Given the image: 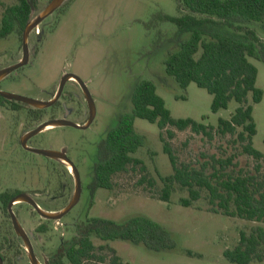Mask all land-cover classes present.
I'll use <instances>...</instances> for the list:
<instances>
[{"label": "rangeland", "instance_id": "1", "mask_svg": "<svg viewBox=\"0 0 264 264\" xmlns=\"http://www.w3.org/2000/svg\"><path fill=\"white\" fill-rule=\"evenodd\" d=\"M39 1L43 7L49 0ZM15 2L17 0H0L3 4ZM162 14L177 15V0H68L41 22L40 35H29L31 50L35 52L32 54H37L35 59L1 83L3 91L44 98L42 92L49 89L65 65L92 82L97 111L91 126L86 130L61 127L40 135L46 140L50 136L67 139L73 159L81 162L78 166L83 190L77 204L61 218L62 226L58 229L51 226L46 234L40 235L44 249L38 246L39 251L50 254L61 241L71 238L74 226L87 217L120 223L142 216L162 226L173 246L153 250L143 243L121 239L108 241L125 264H230L223 251L235 246L240 230H249L254 225L250 221L209 212L202 199L192 206H182L179 197L186 193L179 190L171 194L169 201L150 197L148 189L157 193L161 188L155 171L168 175L172 169L162 150L156 123L141 118L134 119V126L143 135L144 142L134 156L142 164L129 165L125 171L116 173L112 177V189H93V184L88 187L92 171L89 164H85L90 162L89 159L82 161V155L93 156L95 145H99L98 141L117 123L118 116L130 111L131 91L139 80L154 81L157 93L174 118H192L216 125L219 117L227 118L236 106L231 101L227 109L212 113V96L204 88L192 82L184 90L166 75L163 59L167 50L173 48L168 36L175 31V26L163 20ZM0 54L13 57L21 54L18 33L12 32L0 39ZM250 61L257 68L256 85L263 91L261 101L253 107L256 134L252 143L255 149L264 153V61L254 58ZM13 115L0 109V191L13 187L37 188L45 196L64 195L67 192L63 186H71L65 174L50 168L39 169L33 164L44 163V156L21 152L11 146L8 125ZM169 129L175 133L169 142L178 161L192 162L201 160L202 154H229L232 151L226 144L229 136L222 139L215 136L210 140L189 129ZM11 159L23 165H5ZM237 163L238 167L248 171H252L254 164L246 155H240ZM261 165L264 169V163ZM141 177L152 180L154 185L140 183ZM19 208L18 219L28 230L33 231L38 223H46L27 213V205H18L15 209ZM0 221L15 246V251L9 253V260L18 255L25 261L19 242L13 238L10 221L2 215ZM96 243L100 241L96 240ZM250 264H264V260Z\"/></svg>", "mask_w": 264, "mask_h": 264}, {"label": "trees", "instance_id": "2", "mask_svg": "<svg viewBox=\"0 0 264 264\" xmlns=\"http://www.w3.org/2000/svg\"><path fill=\"white\" fill-rule=\"evenodd\" d=\"M30 3L31 0H17L13 6L3 7L0 37L12 31L21 35ZM177 11L175 16L161 15L175 26L168 36L173 48L167 50L163 59L166 75L184 90L192 82L204 88L212 96V113L227 109L231 101L236 106L227 118L219 117L216 125L174 118L157 93L154 81L139 80L131 91L130 111L121 113L99 142L93 189H112L116 173L129 165L142 164L134 153L143 145L144 137L136 131L134 119L156 123L172 171L168 175L155 171L161 188L157 193L148 189L150 197L169 201L171 194L179 190L186 193L179 197L182 206H192L202 199L209 212L254 223L249 230H240L237 243L226 248L223 256L230 264L262 261L264 153L253 147L256 125L252 112L263 91L256 85L257 68L250 58L264 61V0H177ZM169 127L189 129L210 140L229 136L226 144L232 151L202 154L201 160L192 162L178 161L169 142L175 133ZM240 155L253 160L252 171L238 167ZM140 168L143 170L144 165ZM139 181L154 185L145 177ZM115 239L143 243L153 250L173 246L168 242L167 231L145 217L135 216L120 223L87 217L76 226L71 239L58 246L51 264H125L108 243ZM8 242V237L0 234V249Z\"/></svg>", "mask_w": 264, "mask_h": 264}, {"label": "flooded vegetation", "instance_id": "3", "mask_svg": "<svg viewBox=\"0 0 264 264\" xmlns=\"http://www.w3.org/2000/svg\"><path fill=\"white\" fill-rule=\"evenodd\" d=\"M49 1L43 7H41L39 0H31V5L33 9L31 10V6H30L28 17L31 12H32V16H36L37 14H39L46 7ZM67 3H68V0H66L65 3L61 5L59 8H61ZM14 4L15 3H10V4L0 3V6H1L0 19L2 16L3 7L13 6ZM43 20H41L38 23V25L30 31L29 35L33 34L34 36H36V35L41 34V30H39V26ZM12 32L16 33L15 31H12ZM10 33H8L7 35L3 37H0V39L7 37ZM29 35H28V47H29V50L32 51L31 44L29 42ZM20 49H21V54L15 57L10 56L8 54H0V91L5 90L3 87H1V83H3L10 76H12L14 72H17L22 67L28 65L33 59H35L37 55V54H29V58L26 64L18 66L12 70L11 68H13L15 64L19 63L23 58L21 35H20ZM33 53L35 52L33 51ZM70 74L76 75L80 79V82L76 80L75 78L70 77L71 76ZM63 76H67V79L64 81L59 91L58 88H59L60 80ZM11 81L13 80L11 79ZM91 87H92V82L89 78L79 75L73 69H71L69 65L68 66L65 65L61 68L60 72L56 76L55 80L52 82L49 89L44 90L42 92V95H44V98H39V97L34 98V99H37L43 102H51L50 105L48 106L34 107L26 103H23L21 101H16L14 99H6L0 95V109L3 112L14 114L11 118H9L11 119V121H9L10 124L8 125V134L11 140V146L14 149L21 150V152L44 156L46 158L44 163H34L33 165H35L39 169L40 168H44V169L50 168V169L60 170L61 173L65 174V179L68 180L67 182L71 183V186H67V188L66 186H63L64 190L67 193H65L64 195H60V197H57L56 195L55 196H45V193L37 188L20 189L19 187H13V188H5L0 191V215L6 217V219L10 221L9 224H10L12 234L14 236L13 238H15L19 242L20 249L23 250L24 255H25L24 256L25 261L20 260V257L18 255H14L13 259L9 260L10 259V257H8L9 253L12 250L15 251L14 249L15 246H14V243H12V238L8 237L7 235L8 232H6V229H4L3 228L4 226L2 225V223H0L1 224L0 234L8 237V241H9L7 244L4 243L3 248L0 249V257L3 260V264H8V263L19 264L20 261H22V264H31L26 254V251L22 245L21 238L15 234L13 225L11 223L10 214L8 212V203L14 196H16L17 194L26 192L32 196L35 204L38 206V208L41 211L45 213H58L62 211L65 208V206L68 204L72 196L73 187H74V174L69 164H73L78 170L79 175H80V181H81V191L83 190L82 174L80 173V169L78 166L79 163L81 164V162L73 159V155H72V152L70 151V146L67 143V139H65V137L63 136L62 137L50 136L49 139L46 140V139H43L42 136L40 135L43 133H47V132L50 133L52 130L56 128H61V127H70V128H75L79 130H86L87 128H89L95 119L96 111H97L95 97L91 90ZM84 89H86L90 93L94 101V116L87 127L80 128V127L72 126L69 124L48 126L42 129L41 131H39L38 133L28 137L25 141L26 147L23 146L22 137L26 135L27 133H29L31 130H34L35 128L40 126L44 122L53 121V120H62L65 122L75 123L77 126L85 125L90 119V108H89V105H88V102H87V99L84 93ZM100 140L98 142H100ZM95 146H96L95 148L96 151L93 156H90L88 153L82 155V161L89 159L90 162L89 163L87 162L85 164H89L88 168L92 171V177L90 178V182H89L90 184L88 185V187L94 182L93 171L96 166V162L98 160V146L99 145L96 144ZM27 147L55 151L57 152L56 154H54L56 157H49L47 155L31 151L27 149ZM65 158L69 162L65 160ZM8 164L17 165V166L23 165L22 162H18V161L16 162V161H13V159L9 160L5 165H8ZM3 198L7 199L6 205H4ZM22 204L27 205L28 207L27 213H29L31 216H36L38 218H41L42 220L46 222L45 224L38 223V225L34 228V230L31 231V230H28L25 227L24 223L20 222L18 219V221L21 224L22 229L29 236V240H30L34 255L39 261V263L44 264V259H46L48 263L51 264L55 250L64 241H61L59 245L56 247V249L52 251L50 254H48L46 253L47 251L41 252L38 250L39 249L38 246H41L43 248V240L40 239V235L46 234L50 230L51 226L52 228L54 227V229H58L59 226H62L61 218L65 216L66 214H68L77 203L59 219H49V218H45L41 216L40 213L37 211V209L28 202H17L13 204L12 211L14 212L17 218H19L18 213L20 211V208L19 210L15 208L16 206L18 205L20 206ZM51 222H53V224ZM78 224L74 226L75 230ZM75 230H74V234H75ZM17 251L18 249H16V252Z\"/></svg>", "mask_w": 264, "mask_h": 264}, {"label": "water", "instance_id": "4", "mask_svg": "<svg viewBox=\"0 0 264 264\" xmlns=\"http://www.w3.org/2000/svg\"><path fill=\"white\" fill-rule=\"evenodd\" d=\"M65 1L66 0H50L49 3L46 5V7L36 16H32V12L30 13L28 20L26 21L25 26H24L23 31H22V34H21L23 58L19 63L15 64L13 66V68H11L12 70L18 66L26 64L28 61V58H29V54H32L34 51V50L30 51L29 47H28V35H29L30 31L34 27H36L41 20H43L45 17H47L48 15L53 13L57 8H59L61 5H63L65 3ZM30 6H31V10H32L33 7L31 5V3H30ZM70 75H71L70 77L75 78L76 80H78L80 82V79L76 75H73V74H70ZM66 79H67V76H63L61 78L59 88H58L59 91L61 89L62 84L64 83V81ZM84 93H85V96H86V99H87V102H88V105L90 108V119L85 125L77 126L75 123L65 122L62 120H53V121L44 122L40 126L35 128L34 130H31L29 133H27L26 135H24L22 137L23 146L26 147L25 141L28 137L38 133L39 131H41L42 129H44L48 126L69 124V125L80 127V128L87 127L89 125L90 121L92 120L93 116H94V101H93L90 93L86 89H84ZM0 95L6 99H14L16 101H21L23 103H26V104L34 106V107H45V106L50 105V103H51V102H43V101H40V100H37L34 98L24 97V96H20V95L5 92V91H0ZM27 149L34 151V152H38L40 154L47 155L49 157H56L54 154L57 153V152L52 151V150L39 149V148L27 147ZM65 160H67V159L65 158ZM69 166H70V168L74 174V187H73L72 196H71L68 204L65 206V208L62 211H60L58 213H45V212L41 211L38 208V206L35 204L32 196L26 192L17 194L8 203V212L10 214V219H11V223L13 225L15 234L21 238L22 245L26 251V254H27L31 264H40V263L34 255V252H33L30 240H29V236L22 229L21 224L18 221V218L16 217V215L12 211V206L14 203H17V202H28L33 207H35L37 209V211L40 213L41 216H43L45 218L59 219L60 217H62L65 213H67L79 201L80 194H81V181H80L79 172L73 164H69ZM0 264H3V260L1 257H0ZM44 264H49L46 259H44Z\"/></svg>", "mask_w": 264, "mask_h": 264}]
</instances>
